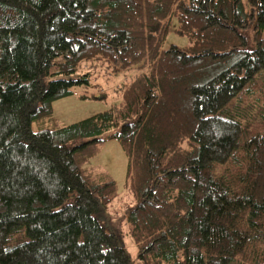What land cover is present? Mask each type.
Wrapping results in <instances>:
<instances>
[{
    "label": "trees",
    "instance_id": "16d2710c",
    "mask_svg": "<svg viewBox=\"0 0 264 264\" xmlns=\"http://www.w3.org/2000/svg\"><path fill=\"white\" fill-rule=\"evenodd\" d=\"M93 61L138 73L54 126ZM111 140L141 264H264V0H0V264H132L85 167Z\"/></svg>",
    "mask_w": 264,
    "mask_h": 264
},
{
    "label": "rangeland",
    "instance_id": "374dc122",
    "mask_svg": "<svg viewBox=\"0 0 264 264\" xmlns=\"http://www.w3.org/2000/svg\"><path fill=\"white\" fill-rule=\"evenodd\" d=\"M177 27L175 19L171 21L169 32L165 38L163 49L174 45L186 46V38L178 36L174 29ZM250 45H252V33L250 30L242 32ZM252 48V46L250 47ZM85 72L89 73V85L76 86L73 94L60 99L52 106V119L54 126H67L82 121L97 113L106 111L116 106L121 101V87L128 83L137 72L130 71L113 72L106 64L100 61L89 62ZM51 120H44L43 127H52ZM96 155L92 157L85 167L92 174V178L101 179V176L111 178L116 187V196L109 204L102 224L111 226L119 231L122 236V246L129 256L132 264H141L136 258V247L128 235L129 226L126 223L125 211L133 206V198L126 185V158L117 141H106L95 149Z\"/></svg>",
    "mask_w": 264,
    "mask_h": 264
}]
</instances>
